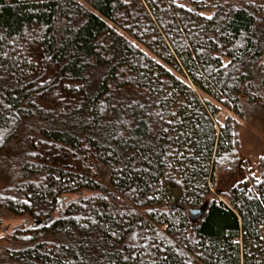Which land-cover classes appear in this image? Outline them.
I'll use <instances>...</instances> for the list:
<instances>
[{
	"label": "trees",
	"instance_id": "16d2710c",
	"mask_svg": "<svg viewBox=\"0 0 264 264\" xmlns=\"http://www.w3.org/2000/svg\"><path fill=\"white\" fill-rule=\"evenodd\" d=\"M245 100L264 0H0V264H264Z\"/></svg>",
	"mask_w": 264,
	"mask_h": 264
},
{
	"label": "rangeland",
	"instance_id": "374dc122",
	"mask_svg": "<svg viewBox=\"0 0 264 264\" xmlns=\"http://www.w3.org/2000/svg\"><path fill=\"white\" fill-rule=\"evenodd\" d=\"M179 4L192 8L196 1L200 0H176ZM213 12L208 13V16H212ZM242 111L244 113V120L242 121V128L240 130V142L241 150L240 154L245 163V170L238 173L235 176H220L219 181L222 188H227L235 185L241 179L248 176L249 173L260 177L261 170L259 166L260 159L264 157V106L258 104H252L246 100L242 103ZM229 115H233L227 109H223L219 114L218 121H224ZM52 163V162H50ZM3 174H0V189L6 187V182L1 178ZM176 198V192H175ZM202 213L197 211L194 213V221H196ZM19 219L7 220L5 226L14 230L15 226L20 225ZM0 230V235H2Z\"/></svg>",
	"mask_w": 264,
	"mask_h": 264
},
{
	"label": "water",
	"instance_id": "95a60500",
	"mask_svg": "<svg viewBox=\"0 0 264 264\" xmlns=\"http://www.w3.org/2000/svg\"><path fill=\"white\" fill-rule=\"evenodd\" d=\"M197 211H202V210H197ZM196 210H191V217H192V219H194L193 217H194V213L195 212H197ZM53 218H54V216H51L50 218H47V219H45V222L47 223V224H49L52 220H53ZM34 222H35V225H40V223H42V220H39V219H35L34 220Z\"/></svg>",
	"mask_w": 264,
	"mask_h": 264
}]
</instances>
